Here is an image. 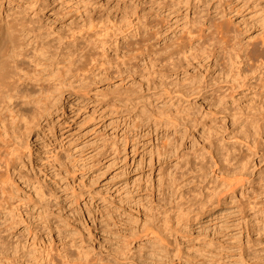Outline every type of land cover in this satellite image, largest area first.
Instances as JSON below:
<instances>
[{"label": "rangeland", "instance_id": "374dc122", "mask_svg": "<svg viewBox=\"0 0 264 264\" xmlns=\"http://www.w3.org/2000/svg\"><path fill=\"white\" fill-rule=\"evenodd\" d=\"M196 15L255 48L259 69L230 92V112L192 95L200 120L188 129L187 77L215 78L180 52ZM11 21L6 82L30 61L46 78L74 71L28 138L19 200L0 209V264H264V128L244 186L220 184L204 149L232 148V121L264 106V0H0V26ZM6 90L0 82V107Z\"/></svg>", "mask_w": 264, "mask_h": 264}, {"label": "bare ground", "instance_id": "6f19581e", "mask_svg": "<svg viewBox=\"0 0 264 264\" xmlns=\"http://www.w3.org/2000/svg\"><path fill=\"white\" fill-rule=\"evenodd\" d=\"M192 19L194 24L188 32L187 43H185L184 51H180L184 53L187 66L191 65L190 59L198 58V64L204 62L202 64L217 69L216 71L213 69L212 72L210 71L212 75L215 74L216 79L227 75L225 79L229 83L225 87H217L214 83L215 78H204L205 74L202 76V80H196L198 84L194 86L192 83L195 81H189L187 77L188 88L185 91L186 94H180L184 96L183 98H186L185 101L188 104L183 108L186 116H184L185 114L182 116L183 124L185 123V127L188 129L196 126L200 120L199 114L196 111L197 104L193 102L194 99H191L192 95L196 93L203 100H208L211 105H216L217 107L221 105L223 112H230L231 107L228 106L231 102L228 99L230 92L236 91L238 88L252 87L256 81L259 69V65H252L250 63L252 57L259 56L255 48L249 49L248 44L230 39L226 32L223 31L222 25L213 29L210 25L207 27L205 19L199 15H196ZM14 23L11 21V26L9 25L8 27L0 26V52L11 37L16 38L9 31V27L13 28ZM204 27L207 28L205 29ZM216 33H218L217 38L215 37ZM178 49L181 48L178 47ZM222 57L225 59L227 69L221 66L220 59ZM30 62V66L33 69L22 66L19 69L18 76L12 82H6L5 79L8 71L5 66L1 65L0 61V82L7 89L8 95V98H6L7 95L5 96L3 104L0 107V209L5 208L13 200H19L16 196L17 191L13 177L25 150L30 149L28 138L43 127V119L46 117V113H49L48 115L52 113L50 111L51 103L58 86L66 84V75L68 76V72L70 71L71 73L73 70L71 66L65 64L63 69L57 68L55 73L50 72L48 77L52 76L51 78H46L45 74L47 73H44L46 69H40L39 62ZM218 67L219 73H216ZM207 89L210 90L208 92L211 94L203 96V91ZM256 101L259 102L257 98ZM186 102L183 101V103ZM250 109L242 123L232 121L233 125L236 126L235 129L238 130V132L232 130L228 137L230 140L229 144L234 150L229 148L227 144L221 147L219 145L216 146L211 135L209 138L212 140H209V145L204 146V149L210 148V150H206V153L211 158L210 162L215 165L216 170L213 171L214 174L218 172L220 184L228 185V187L235 186L236 184L244 186L246 183L251 182L250 177L248 178L250 176L248 166L252 158L255 155H259L260 157L263 151L258 134L264 128V106L257 103L256 106L253 105ZM229 116L230 114L222 118V120H226ZM221 127L224 128L225 125ZM220 131L227 134L224 132V129ZM238 151L246 153L243 152L240 156L238 155L240 154ZM262 157L264 158V154ZM52 195L51 191L50 199ZM55 195L56 192L54 193ZM4 246L3 239L0 237V250Z\"/></svg>", "mask_w": 264, "mask_h": 264}]
</instances>
